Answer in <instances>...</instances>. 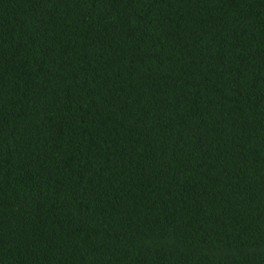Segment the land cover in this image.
<instances>
[{
  "label": "trees",
  "instance_id": "trees-1",
  "mask_svg": "<svg viewBox=\"0 0 264 264\" xmlns=\"http://www.w3.org/2000/svg\"><path fill=\"white\" fill-rule=\"evenodd\" d=\"M0 264H264V0H0Z\"/></svg>",
  "mask_w": 264,
  "mask_h": 264
}]
</instances>
